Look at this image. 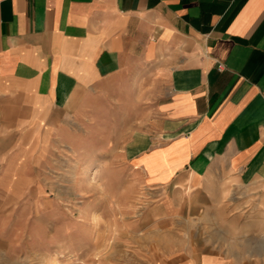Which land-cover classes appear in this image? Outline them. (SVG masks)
Instances as JSON below:
<instances>
[{"label": "crops", "instance_id": "obj_1", "mask_svg": "<svg viewBox=\"0 0 264 264\" xmlns=\"http://www.w3.org/2000/svg\"><path fill=\"white\" fill-rule=\"evenodd\" d=\"M59 141L196 213L150 264H264V0H0V264H113L48 228Z\"/></svg>", "mask_w": 264, "mask_h": 264}, {"label": "rangeland", "instance_id": "obj_2", "mask_svg": "<svg viewBox=\"0 0 264 264\" xmlns=\"http://www.w3.org/2000/svg\"><path fill=\"white\" fill-rule=\"evenodd\" d=\"M75 131L80 134V142L91 138L99 141L98 132L90 136L83 125L75 126ZM93 148L91 153L96 155L91 160L82 147L76 149L65 141L54 142L51 147V156L44 167V182L46 193L57 205L52 210L57 224L49 223V230L59 225L61 239L66 240L68 233L72 238L78 237L90 227L97 235L96 247L88 245L81 249L93 250L88 254L90 261L100 254L107 255L108 263L113 264H150L153 251L175 244L170 243L171 236L176 240L181 236L195 239L196 213L180 212L175 216L177 224H166L163 213L150 210L162 193L129 183L126 172L120 177L115 169H107L100 154L110 153V147L107 151L99 145ZM48 212L43 213L44 218ZM83 219L91 221V226L78 222ZM100 234L104 235L102 241ZM42 260L46 264V255ZM67 261L60 259L59 264H70Z\"/></svg>", "mask_w": 264, "mask_h": 264}, {"label": "built area", "instance_id": "obj_3", "mask_svg": "<svg viewBox=\"0 0 264 264\" xmlns=\"http://www.w3.org/2000/svg\"><path fill=\"white\" fill-rule=\"evenodd\" d=\"M217 67H218L219 69H221V68H222V63H221V62H218V63H217Z\"/></svg>", "mask_w": 264, "mask_h": 264}]
</instances>
